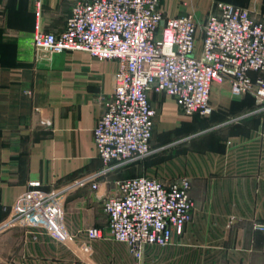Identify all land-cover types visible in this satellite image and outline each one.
<instances>
[{
	"label": "crops",
	"instance_id": "0c3cea01",
	"mask_svg": "<svg viewBox=\"0 0 264 264\" xmlns=\"http://www.w3.org/2000/svg\"><path fill=\"white\" fill-rule=\"evenodd\" d=\"M40 2L37 16L31 0H0V264H133L128 246L108 235L102 200L116 192L117 181L140 175L187 177L194 202L183 233L169 245L145 248L142 264H264V230L254 227L264 224V115L226 122L252 111L253 97L234 98L228 83H214L212 113L186 117L172 96L152 90L151 157L112 167L98 176L95 189L71 186L104 168L93 129L118 65L85 51L36 49L35 24L61 31L74 0ZM218 2L264 21V0H159V9L201 21ZM31 181L63 194L73 241L62 243L22 220L9 222L15 199ZM87 227L102 229L103 236L88 244Z\"/></svg>",
	"mask_w": 264,
	"mask_h": 264
},
{
	"label": "built area",
	"instance_id": "2783aa9c",
	"mask_svg": "<svg viewBox=\"0 0 264 264\" xmlns=\"http://www.w3.org/2000/svg\"><path fill=\"white\" fill-rule=\"evenodd\" d=\"M31 1L38 16L41 2ZM32 45L56 53L85 51L118 65L113 90L93 129L104 168L71 186L91 183L95 189L98 176L112 167L139 163L154 152L156 111L148 98L152 90L172 96L186 117L208 116L213 111L212 85L228 83L234 98L251 95L255 107L226 122L264 115V21L231 3L218 2L216 10L197 21L190 14L165 15L159 0H74L64 29L44 31L35 24ZM29 186L15 199L9 222L22 220L62 243L73 241L64 221L63 194L40 190L39 181ZM116 186L102 200L107 232L128 246L133 264H142L145 248L169 245L192 219L187 177L164 181L140 175ZM254 227L264 230L262 223ZM84 235L89 244L103 231L87 227Z\"/></svg>",
	"mask_w": 264,
	"mask_h": 264
},
{
	"label": "rangeland",
	"instance_id": "374dc122",
	"mask_svg": "<svg viewBox=\"0 0 264 264\" xmlns=\"http://www.w3.org/2000/svg\"><path fill=\"white\" fill-rule=\"evenodd\" d=\"M254 16V15H253ZM254 17H256V16H254ZM257 18V17H256ZM188 141V140H187ZM187 141H186V143H187ZM149 157H151V156H149ZM149 157H147V158H149ZM163 157V156H162ZM178 178H181V177H178ZM177 178V179H178ZM172 180H175V179H172ZM171 181V180H170ZM256 224V223H255ZM255 224H254V226H255Z\"/></svg>",
	"mask_w": 264,
	"mask_h": 264
},
{
	"label": "trees",
	"instance_id": "16d2710c",
	"mask_svg": "<svg viewBox=\"0 0 264 264\" xmlns=\"http://www.w3.org/2000/svg\"><path fill=\"white\" fill-rule=\"evenodd\" d=\"M236 6H238V5H236ZM241 7V6H240Z\"/></svg>",
	"mask_w": 264,
	"mask_h": 264
}]
</instances>
